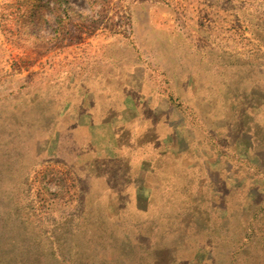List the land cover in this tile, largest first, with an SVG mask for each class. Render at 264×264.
<instances>
[{
	"label": "rangeland",
	"instance_id": "1",
	"mask_svg": "<svg viewBox=\"0 0 264 264\" xmlns=\"http://www.w3.org/2000/svg\"><path fill=\"white\" fill-rule=\"evenodd\" d=\"M157 1L0 0V264H264V0Z\"/></svg>",
	"mask_w": 264,
	"mask_h": 264
},
{
	"label": "crops",
	"instance_id": "2",
	"mask_svg": "<svg viewBox=\"0 0 264 264\" xmlns=\"http://www.w3.org/2000/svg\"><path fill=\"white\" fill-rule=\"evenodd\" d=\"M168 0H158L157 1V4H159V6H160V8H168L167 7V5L165 4L166 2H167ZM172 3H173V1H171ZM130 105H132L131 103H129V104H126V107H125V111H126V115L123 113V115H124V118L122 119V118H120V124H126V123H129L130 121H133L132 119H130L129 118V116H130V110H132V109H134V108H132V109H130ZM84 108V107H83ZM88 114H90V113H88ZM135 114V113H134ZM94 114L92 113V119H91V121H90V125H91V127L92 128H94L95 130L97 129V126H98V128H100L99 130L101 131V128H105V125L104 126H102L103 124H98L97 126H96V119L94 118ZM135 119H138V118H136V117H134ZM73 120H74V122L76 123L77 122V119H76V117L74 116V118H73ZM98 136L99 137H101L102 139L104 138L103 136H102V131H101V133L98 131ZM95 136H96V138H97V134H96V132H95ZM95 138V139H96ZM94 139V140H95ZM107 141H105V143H106ZM117 142V141H116ZM117 144V143H116Z\"/></svg>",
	"mask_w": 264,
	"mask_h": 264
}]
</instances>
